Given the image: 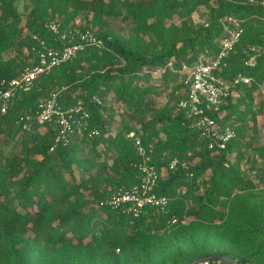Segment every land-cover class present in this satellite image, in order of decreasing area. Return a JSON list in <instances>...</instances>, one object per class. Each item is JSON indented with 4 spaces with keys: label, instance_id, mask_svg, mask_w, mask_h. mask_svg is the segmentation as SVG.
<instances>
[{
    "label": "trees",
    "instance_id": "1",
    "mask_svg": "<svg viewBox=\"0 0 264 264\" xmlns=\"http://www.w3.org/2000/svg\"><path fill=\"white\" fill-rule=\"evenodd\" d=\"M244 1L0 0V82L21 75L40 40L60 45L47 26L52 20L71 30L81 19L80 28L108 47H88L40 75L5 113L0 103V264H189L215 253L264 264V145L257 138L264 55L255 67L244 64L251 46L264 45V20L255 17L264 7ZM200 7L207 17L196 24L191 16ZM231 15L245 19V30L217 74L252 81L215 114L237 132L215 151L178 108L185 78L141 73L173 58L179 68L215 56ZM119 18L130 23L127 33L112 27ZM54 92L63 108L81 105L87 131L99 135L57 141L56 126L36 118ZM132 132L157 167V193L169 199L166 209L146 207L138 217L107 204L119 187L140 182L143 159ZM15 139L19 153L6 155Z\"/></svg>",
    "mask_w": 264,
    "mask_h": 264
},
{
    "label": "built area",
    "instance_id": "2",
    "mask_svg": "<svg viewBox=\"0 0 264 264\" xmlns=\"http://www.w3.org/2000/svg\"><path fill=\"white\" fill-rule=\"evenodd\" d=\"M241 3L264 7V0H248ZM255 17L264 20V14L255 15ZM244 23V18L233 15L223 18L224 34L220 40L219 51L213 57L204 56L193 64H182L179 68L175 66L173 58L156 70H144L141 73L160 76L170 70L185 78L187 94L180 100L178 108L186 112L187 117L191 119V126L198 129L209 140V148L215 151L225 149L228 142L237 136V132L229 124L218 121L215 114L220 112L228 95L235 94V88L238 85L250 84L252 81L250 76L242 73L231 80L224 79L217 74L223 70L226 59L240 42L245 30ZM47 26L55 34L56 41L60 45L57 47L49 46L45 40H40L42 50H39L37 55L30 60V64L21 75L10 80H1L0 103L2 113L7 111L10 101L18 94L19 89L30 88L40 75L49 74L54 68L71 60L88 47L95 46L108 49L102 38L90 29H81L78 22L71 30H62L58 19L50 21ZM247 54L248 57L244 61L245 66L255 67L258 57L264 55V45L251 46ZM58 96L59 92L51 93V96L41 103V111L36 117L40 124L53 123L56 126L58 130L57 141H63L67 144L69 139L73 137L82 138L86 135L88 138H92L99 135L100 132L97 129L87 131V118L89 116L82 110L81 105L63 108L58 102ZM100 101L97 98V102L100 103ZM23 128L29 129V124H24ZM129 136L134 138L137 152L143 159L140 164L141 179L138 184L119 187L107 200V204L121 208L123 212L129 213L133 217H138L146 207L164 210L169 204V199L156 191L159 181L157 167L141 139L133 132ZM176 164L177 160L175 159L171 162V169H175ZM172 222H177V219ZM199 264L232 263L209 259Z\"/></svg>",
    "mask_w": 264,
    "mask_h": 264
},
{
    "label": "rangeland",
    "instance_id": "3",
    "mask_svg": "<svg viewBox=\"0 0 264 264\" xmlns=\"http://www.w3.org/2000/svg\"><path fill=\"white\" fill-rule=\"evenodd\" d=\"M19 8L20 10L22 11V4H23V1H19ZM206 17H207V10L206 8L204 7H200L192 16H191V19L196 23V24H200L202 22H204L206 20ZM81 19H77L76 23H80L81 24ZM83 22V21H82ZM112 24V27L116 30V32L118 33H127L128 32V29L130 27V23H127V22H124L122 21L120 18L119 19H115L111 22ZM14 53H12L11 55H13ZM261 94L264 95V91L263 89L261 90ZM163 98H160L159 99V104H162L164 101H162ZM116 107L117 104L115 105ZM258 130H259V133L257 135V138H258V143L259 144H262L264 145V119H263V115H259L258 116ZM250 136H252L251 133H248V137L250 138ZM247 137V138H248ZM18 139V138H17ZM21 146L19 144V141L18 140H14L9 146H6L5 147V154H11L12 151L14 150V152L16 153H19V150H20ZM85 154H90V153H87L85 152ZM249 157V155L247 156ZM261 164H263V161L260 162ZM248 166H250V163H246L245 161L243 162V168H247ZM165 171H163L164 173ZM78 174V173H77Z\"/></svg>",
    "mask_w": 264,
    "mask_h": 264
},
{
    "label": "water",
    "instance_id": "4",
    "mask_svg": "<svg viewBox=\"0 0 264 264\" xmlns=\"http://www.w3.org/2000/svg\"><path fill=\"white\" fill-rule=\"evenodd\" d=\"M209 259H212V260H223V261L230 262L232 264H243V263L239 262L237 259H235L234 257L229 256V255H225V254H221V253H215V254H211L209 256L198 258L196 260H193L189 264H199V263H201V262H203L205 260H209Z\"/></svg>",
    "mask_w": 264,
    "mask_h": 264
}]
</instances>
